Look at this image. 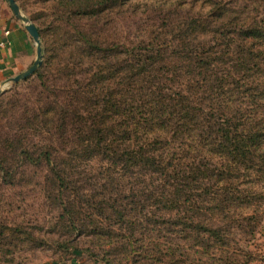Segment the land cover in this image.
I'll return each instance as SVG.
<instances>
[{
	"label": "trees",
	"instance_id": "1",
	"mask_svg": "<svg viewBox=\"0 0 264 264\" xmlns=\"http://www.w3.org/2000/svg\"><path fill=\"white\" fill-rule=\"evenodd\" d=\"M40 1L37 99L0 97V183L35 185L95 263L238 264L264 205V0H160L127 43L105 20L137 0ZM21 228L0 217V245Z\"/></svg>",
	"mask_w": 264,
	"mask_h": 264
},
{
	"label": "rangeland",
	"instance_id": "2",
	"mask_svg": "<svg viewBox=\"0 0 264 264\" xmlns=\"http://www.w3.org/2000/svg\"><path fill=\"white\" fill-rule=\"evenodd\" d=\"M159 1L160 0H137L132 3L131 7L129 5L114 7L108 12L105 20L107 24V33L109 31L117 33L115 39H118V41L122 43L136 41V37L140 36L138 34L141 29L150 31L152 27L154 29L158 26V18H160V15L159 12L155 13L153 11V7L155 3ZM16 2L22 14L29 18L36 27H43L42 23L48 25L53 21L51 16V13H53L51 7L53 3L43 4L40 0H18ZM138 3L147 5L144 8L141 6V11H145V15H142L141 11L137 15L132 14L134 13L133 9L140 7ZM41 13H46L47 17L39 20L38 14ZM5 18H8L9 21H12L25 31L32 47V55L30 59L23 58L22 62L4 61L0 64V71L2 72L0 76V89H2L4 83L8 79L27 71L37 58V45L27 32L25 24L14 15L6 0H0V19ZM95 21L96 19L84 20L81 24L93 31L92 27L95 26ZM107 33L102 35L105 39ZM55 40L54 36L50 37V41L54 42ZM44 41L46 40L41 39L43 63L45 61L44 49L46 46ZM2 42L5 46L0 47V51L5 50L7 47V41ZM13 89H17L16 91L27 99L34 97L37 99L36 82L24 83V81H21L17 84L9 83L3 88V93L0 97ZM37 141L42 140L38 139ZM24 172L26 177L31 175V171L28 168L23 169V173ZM19 185L22 186L7 188L0 183V217L6 219L10 226H22L23 228H21V231L31 233V236L34 238L31 237L30 239V235L27 234L22 236V239L15 243H5L3 246L0 245V263L53 264L74 261L73 259H75L88 264H106L102 260H97L98 263H95L94 258H90L91 255L89 252H86L85 249L90 246L89 238L82 237L71 245L66 244V240L70 239V237L62 236L65 234L62 232L60 224L56 226V218L58 216L56 209L54 211L46 204L45 200L42 199L43 197L40 190L36 189L35 185L28 187L25 183ZM260 189L262 188H259V190ZM255 209H257L260 214L256 220L258 222L254 221L251 224L252 227H255L254 231L249 230L247 234L238 232L235 237L240 244V250L236 251V255L233 256L234 259L238 260V264H264V205L253 207L248 213L253 214ZM248 229H250V227H248ZM52 230L59 233H51ZM68 246L70 247L69 249L67 248ZM97 250L98 249L94 251ZM225 251L227 250L224 248L223 252ZM189 252L192 257L196 255L190 249ZM211 252L216 256L226 255V253H223L221 250H211ZM74 257H77V259ZM204 258L207 260L208 256Z\"/></svg>",
	"mask_w": 264,
	"mask_h": 264
},
{
	"label": "crops",
	"instance_id": "3",
	"mask_svg": "<svg viewBox=\"0 0 264 264\" xmlns=\"http://www.w3.org/2000/svg\"><path fill=\"white\" fill-rule=\"evenodd\" d=\"M7 41L5 50L0 51V64L4 61L22 62L23 58L30 59L32 47L27 34L8 18L0 19V42ZM10 66V64H9ZM1 70V69H0ZM2 72L0 71V76ZM53 264H88L80 260Z\"/></svg>",
	"mask_w": 264,
	"mask_h": 264
},
{
	"label": "water",
	"instance_id": "4",
	"mask_svg": "<svg viewBox=\"0 0 264 264\" xmlns=\"http://www.w3.org/2000/svg\"><path fill=\"white\" fill-rule=\"evenodd\" d=\"M6 1L8 2L10 8L12 9L14 15L25 24V28L27 32L30 34V36L35 41L37 45V58L35 62L33 63V65L27 71L17 75L16 77L8 79L4 83L2 89H0V95L3 93V88L6 87L9 83L17 84L21 81H25L26 79L34 75L43 63V49H42V43H41L38 28L30 21L29 18H27L26 16L22 14L20 7L17 4L16 0H6Z\"/></svg>",
	"mask_w": 264,
	"mask_h": 264
},
{
	"label": "built area",
	"instance_id": "5",
	"mask_svg": "<svg viewBox=\"0 0 264 264\" xmlns=\"http://www.w3.org/2000/svg\"><path fill=\"white\" fill-rule=\"evenodd\" d=\"M5 45H4V43L2 42V43H0V47H4Z\"/></svg>",
	"mask_w": 264,
	"mask_h": 264
}]
</instances>
